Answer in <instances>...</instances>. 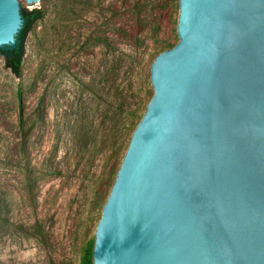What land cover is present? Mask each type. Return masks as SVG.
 Here are the masks:
<instances>
[{
	"label": "water",
	"instance_id": "obj_1",
	"mask_svg": "<svg viewBox=\"0 0 264 264\" xmlns=\"http://www.w3.org/2000/svg\"><path fill=\"white\" fill-rule=\"evenodd\" d=\"M21 7L0 0V49ZM178 34L152 64L94 264H264V0H180Z\"/></svg>",
	"mask_w": 264,
	"mask_h": 264
},
{
	"label": "rangeland",
	"instance_id": "obj_2",
	"mask_svg": "<svg viewBox=\"0 0 264 264\" xmlns=\"http://www.w3.org/2000/svg\"><path fill=\"white\" fill-rule=\"evenodd\" d=\"M43 7L23 73L0 55V264H79L95 241L156 57L180 41V0ZM80 2V3H78Z\"/></svg>",
	"mask_w": 264,
	"mask_h": 264
},
{
	"label": "trees",
	"instance_id": "obj_3",
	"mask_svg": "<svg viewBox=\"0 0 264 264\" xmlns=\"http://www.w3.org/2000/svg\"><path fill=\"white\" fill-rule=\"evenodd\" d=\"M70 0H63L62 6L66 7ZM80 3V2H78ZM82 7H75L73 13L76 16H81L80 12L88 10L92 6L93 0H83ZM21 15L24 20L23 27L17 36L16 45L14 47H4L0 49V55L5 60V65L11 72L18 78L22 76L23 64L26 55V43L28 36L33 32L36 24L45 18V10L43 7L26 9L21 7ZM173 48V47H172ZM142 119H140L141 121ZM139 124V123H138ZM136 125L135 129L137 128ZM95 241L90 242L82 255L79 264H94L93 254H94Z\"/></svg>",
	"mask_w": 264,
	"mask_h": 264
}]
</instances>
